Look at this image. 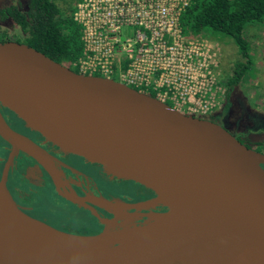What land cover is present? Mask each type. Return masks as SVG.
<instances>
[{
  "label": "water",
  "instance_id": "obj_1",
  "mask_svg": "<svg viewBox=\"0 0 264 264\" xmlns=\"http://www.w3.org/2000/svg\"><path fill=\"white\" fill-rule=\"evenodd\" d=\"M0 107L55 149L153 193L126 202L56 186L69 202L111 214L101 222L92 211L103 224L93 234L29 216L6 188V169L20 149L55 181L46 159H56L0 113V138L10 145L0 176V264H217L250 240L264 264V153L217 122L181 114L115 80L80 74L14 40H0ZM157 206L164 210H152ZM151 213L116 240L118 220Z\"/></svg>",
  "mask_w": 264,
  "mask_h": 264
},
{
  "label": "built area",
  "instance_id": "obj_2",
  "mask_svg": "<svg viewBox=\"0 0 264 264\" xmlns=\"http://www.w3.org/2000/svg\"><path fill=\"white\" fill-rule=\"evenodd\" d=\"M190 0H78L80 53L66 63L169 103L184 115L218 114L225 88L219 45L182 22Z\"/></svg>",
  "mask_w": 264,
  "mask_h": 264
},
{
  "label": "trees",
  "instance_id": "obj_3",
  "mask_svg": "<svg viewBox=\"0 0 264 264\" xmlns=\"http://www.w3.org/2000/svg\"><path fill=\"white\" fill-rule=\"evenodd\" d=\"M77 2L78 0H23V5L14 3L1 6L0 22L8 21L13 25L16 35L14 39H9L0 29V40L23 42L52 60L66 64L80 53V30L72 20ZM181 19L192 31L225 35L236 46L239 60L232 67L228 65L220 71L221 77L224 75L222 80L225 100L222 111L225 112L229 110L228 97L232 87L239 84L243 71L252 62L243 33L250 26L264 30V0H190ZM104 175L101 185L106 196L129 195L125 192L130 191V184L126 183L133 181L126 182L107 171H104ZM63 212V215H68L65 210ZM77 219L72 222L76 224L84 221L88 226L98 227L95 231H100L101 224L95 217L84 214Z\"/></svg>",
  "mask_w": 264,
  "mask_h": 264
},
{
  "label": "flooded vegetation",
  "instance_id": "obj_4",
  "mask_svg": "<svg viewBox=\"0 0 264 264\" xmlns=\"http://www.w3.org/2000/svg\"><path fill=\"white\" fill-rule=\"evenodd\" d=\"M220 68V66H219ZM220 70V69H219ZM221 71V70H220ZM140 92V91H139ZM141 93L149 96H154L151 91H142ZM234 96V86L229 93V110L223 112L222 110L216 115L206 116L205 118L217 122L227 131H229L238 141L251 147L248 142L244 139L247 136L242 130L236 132L230 129V126L226 124H234L229 118L225 121V115L233 111L234 106L237 104L234 96V104H232ZM0 113L8 126L36 143L44 151L56 159V161L46 159L47 166L55 176V181H52L49 174L42 168V166L32 158L30 155L22 150H18L17 154L13 157L9 166L6 169L5 174V185L10 193L14 202L20 207V209L31 217L40 219L58 229L81 234H93L98 227L88 226L84 221L79 223H73L80 216L86 214L87 216L95 217V219L101 224L100 230L103 228L102 218L111 217L110 213H107L97 207L82 206L80 204H74L63 198L57 191L56 186L63 192H72L80 196H91V197H104L107 199H118L126 202H133L140 199H146L153 196V193L137 183L130 184V191L125 192V197L119 196H106L103 190L102 181L105 178L104 170L102 167L87 162L81 158L72 156L67 153H63L49 144L43 142L36 134L29 131L24 127L8 110L4 107H0ZM223 113V114H221ZM253 148V147H251ZM258 150L257 148H254ZM10 152V145L0 138V176L2 174L4 164L7 156ZM264 168V166H263ZM59 177V178H58ZM63 182L65 185H60L57 179ZM124 178H121V180ZM124 181H130L124 179ZM45 192V202H50L52 207H45L40 202V194ZM48 197L51 201H48ZM134 198V199H132ZM39 202L37 203V200ZM55 204V205H54ZM60 209H57V207ZM66 211L68 215H63V211ZM149 210V209H146ZM152 210L162 211L164 207L157 206ZM92 211H94L99 218H97ZM71 214V215H69ZM61 215V216H60ZM78 220V219H77Z\"/></svg>",
  "mask_w": 264,
  "mask_h": 264
},
{
  "label": "rangeland",
  "instance_id": "obj_5",
  "mask_svg": "<svg viewBox=\"0 0 264 264\" xmlns=\"http://www.w3.org/2000/svg\"><path fill=\"white\" fill-rule=\"evenodd\" d=\"M14 3L23 5V0H0V7ZM0 29L6 34V37L14 39L16 31L8 21L0 22ZM205 32L209 35L210 39L219 45V69L228 67V65L232 67L233 64H236L239 60V54L232 40L219 33L210 34L208 31ZM243 34L249 45V54L252 62L243 71L239 84L234 87V96L237 104L234 106L232 112L230 111L229 114L225 115L224 121L227 118L232 120V122L236 121V123L226 124V126H230V129L234 132L241 129L242 132L247 134V136H244V139L248 144L264 153V30L250 26L245 29V33ZM67 67L74 70L69 65ZM234 96L232 104H234ZM167 104L171 106L169 103ZM45 197V192L40 194L41 204L47 208L52 207L50 202H45ZM48 201H51L49 197ZM57 209H60V207L58 206ZM129 220L139 225L143 219ZM126 221L128 219L118 220L112 226L119 228L121 223H125Z\"/></svg>",
  "mask_w": 264,
  "mask_h": 264
},
{
  "label": "bare ground",
  "instance_id": "obj_6",
  "mask_svg": "<svg viewBox=\"0 0 264 264\" xmlns=\"http://www.w3.org/2000/svg\"><path fill=\"white\" fill-rule=\"evenodd\" d=\"M57 182L60 185H64L63 182H61L58 179H57ZM79 204L84 206L82 203H79ZM154 216H155V214L151 213L142 222L145 223L148 220H151ZM105 221H106V219L102 218V222H105ZM121 227H120V229H122V232L118 233L119 235L116 236V240L118 242L123 240V239L128 238L135 228V227L131 226L130 220L126 221L125 223L122 222ZM217 264H259L257 254H256V249H255L253 241L250 240L247 244H245L244 246L235 250L231 256H226V257L220 258L217 261Z\"/></svg>",
  "mask_w": 264,
  "mask_h": 264
}]
</instances>
